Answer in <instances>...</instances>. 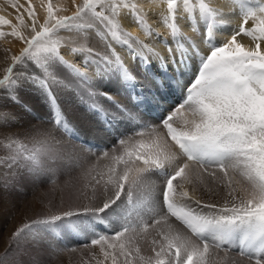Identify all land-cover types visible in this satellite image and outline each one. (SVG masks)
Here are the masks:
<instances>
[{"label": "snow or ice", "instance_id": "snow-or-ice-1", "mask_svg": "<svg viewBox=\"0 0 264 264\" xmlns=\"http://www.w3.org/2000/svg\"><path fill=\"white\" fill-rule=\"evenodd\" d=\"M164 3L166 10L150 15L135 0H83L72 15H59L65 9L41 0L40 18L29 0L23 12L12 5L16 23L0 15V38L20 45L0 77V193L21 178L48 182L52 191L87 181V203L24 223L0 264L61 228L90 237L82 246H99L100 264H218V251L220 264H239L233 251L248 264H264V0H240L238 12L211 0ZM161 14L164 37L148 26ZM186 19L193 28L196 21L205 25L198 41L186 35ZM234 22L230 33H218ZM134 27L142 35L133 36ZM173 82L178 103L150 122L155 118L141 106L164 102ZM105 83L130 90L131 100H118ZM25 89L49 108V127L19 125L15 110L31 109ZM66 91L96 118V150L88 155L62 135L76 139L58 103ZM145 192L152 223L125 215L115 231H94L95 222L123 213L125 204L135 207ZM156 226L145 257L136 237Z\"/></svg>", "mask_w": 264, "mask_h": 264}, {"label": "bare ground", "instance_id": "bare-ground-1", "mask_svg": "<svg viewBox=\"0 0 264 264\" xmlns=\"http://www.w3.org/2000/svg\"><path fill=\"white\" fill-rule=\"evenodd\" d=\"M135 2L139 4L140 10L142 13H148L151 15L153 13H159L161 11V9L166 10V4L164 3V0H135ZM211 2L213 3V5L215 7L220 8L221 10H223L225 12L228 11L229 6H231L236 12L239 11L240 0H211ZM37 3H38L37 5H40V6H37L36 13H37L38 17L42 18L44 15V11L41 7V0H38ZM52 3L54 5V7H59V8L65 9V11H62L59 14H61V15H72V13L75 11V5L76 4H82L83 0H56V2H52ZM19 9L21 12H23V7H19ZM180 11H183V9L181 8ZM16 14H17L16 11L11 9V8H9L8 10L4 9L3 7L0 8V15L5 16V18L11 20L13 23H16V20H15ZM184 15H185V17L187 16L186 13ZM25 19H27L26 14H25ZM163 19H164V17L161 14L158 16V18L155 22H153L152 20L148 21V26L151 27L152 29H154L155 31L159 32L162 37H164L166 35V33L169 31L167 29L166 25L163 23ZM236 22H238V17H237ZM236 22H234L231 26H227V25L218 26V29H217L218 33H230L231 29L233 27H235ZM246 27H247V25H246ZM5 28H7V27H5ZM204 28H205V25L199 21H196L195 28H193V21L187 20V19L185 20L184 31H185L186 35L188 37H190L193 41L199 40L200 31L203 30ZM6 30L8 32V29H6ZM128 30L131 31L133 36L142 35V33L138 30V28L134 27V28H131ZM216 40L222 42L223 41V35L218 34L216 36ZM243 40L246 42L249 40V38L244 37ZM0 41L4 45L6 44V45H9L11 47L12 54L18 53V50L20 47L18 42L11 43V41H10V43H8V39L6 41V39L4 40L3 38H1ZM2 43H1V45H2ZM10 47H8L9 50H10ZM202 47H206V45H204ZM160 50H161V52H164L163 48H161ZM128 62L130 63V58H128ZM9 63H10V61H9ZM140 75L141 76L143 75V69L140 70ZM189 75H190V73H189ZM104 86L110 91V93L112 95H116L118 100H122V101H130L131 100V91L130 90L125 91L117 83H111V84L105 83ZM117 93H119V95H117ZM25 95L27 96V98L29 99V101L31 103L30 105H31V110H32V113H31L32 117H34V120L39 122L38 127H44V128L49 127V123L47 122L48 121L47 114H49V108L47 107V105L43 102V100H41L39 98V96H37L35 93H32L28 89L25 92ZM180 96H181V93H180L179 89L177 88L175 82H173L172 91L167 94L166 100L164 102H161L159 105H153L148 109L141 106L139 111L145 112V115L149 118H155L156 119V120L150 121V122H158L161 115H167L168 114L169 105H171L173 107L174 105H176V102L178 103ZM58 103H59V106L63 109L67 119L71 122L72 126H75L74 127L75 132L73 133V135H75V137H76L75 140H71V141L67 140L68 134L62 132V135H64L66 138V143H72V144L79 145L80 147H82L84 149L85 155L89 154L88 153L89 148H92L95 151L96 145H97V139L92 134L91 129L96 126V118L90 112H88L85 109V107L76 98V95L71 91H66V92L60 93L58 95ZM103 103L105 104V106H107V101H103ZM133 103H134V101H133ZM19 111L21 112V114H25V112L23 110L21 111L19 109ZM26 124H32L31 120H29ZM121 131H123V129H121ZM80 135L82 137H79ZM95 159H96L95 155H92L91 160L95 161ZM67 191H68V187H62V188L58 189L57 197L60 199V201H63L64 199H66ZM137 197L138 198L136 199L135 208H136V210L137 209L139 210L140 215H141L140 216L141 219L143 220L144 223L152 222L148 218V212H147V208H146V199L148 197V193L145 192L143 194L138 195ZM125 213H122L121 210H117L116 212L111 213L109 215L108 219L111 220V222H113V223L109 226H102L101 224L97 223L95 225V229L99 232H102V231L106 232L108 230L112 231L115 226L120 225V224H117V225H115V224H116V222L121 223L123 217L125 215H127ZM134 216H135V214H134ZM159 227H161V226L152 227L149 230H147V232L141 231L140 234L136 237L138 244L141 246V249H143L142 254L145 257L152 255V253L150 255H148L150 251L147 252V249L152 248L151 241H152V238L156 235V232L159 231ZM74 235H75V232L72 229L61 228L59 230L60 239H64L66 243H67V241L70 242V241H75V240H80V241L82 240L84 242V241L88 240V238L85 235L81 236L79 238H74ZM157 239H158V237H157ZM229 256L238 260L239 264H248L247 260H243L240 257L236 256L235 251L230 252ZM214 258L218 262V264H220V262L223 261L224 252L223 251L215 252ZM95 260L97 261V263L100 264L101 260L99 259V257L95 258Z\"/></svg>", "mask_w": 264, "mask_h": 264}, {"label": "rangeland", "instance_id": "rangeland-1", "mask_svg": "<svg viewBox=\"0 0 264 264\" xmlns=\"http://www.w3.org/2000/svg\"><path fill=\"white\" fill-rule=\"evenodd\" d=\"M37 1L38 0H30L35 9L37 6H40L37 5ZM28 2L29 0H0V8L3 7L6 10L11 8L16 11L12 5L15 4L18 8L23 7L24 9L27 7ZM52 2H56V0H52ZM6 29L8 28H4L3 30L7 33ZM3 39H6V41L8 39V43H10V41L11 43H14L11 37H6ZM1 43L2 42L0 41V77H2L4 68L9 63L10 56L12 54L11 47L6 44L4 45L3 43L1 45ZM8 47H10V50ZM26 91L27 89L24 90V93ZM15 111L20 114L18 119L19 125L22 129H28L33 126L38 127L39 122L34 120V117H32L31 109L23 110L25 114H21L19 108H17ZM47 117L49 121V114H47ZM29 120H31L32 124H26ZM79 137L82 136L80 135ZM86 182L87 181L85 180L68 186L66 199L60 201V199L57 197L58 189L56 191H52L48 182H45L39 186H34L32 181L27 178L13 180L12 186L7 191L0 193V253H3L5 248L8 246L12 233L18 228L22 227L24 223L30 222L31 219L36 218L39 214H48L50 211L59 212L61 208H71L74 210L79 203H87L86 200H83L81 195V185L82 183ZM45 193L47 194L46 196H44ZM40 197H43V202H41V199H39ZM49 201H52L56 207L50 209L48 203ZM128 206L129 205L125 204L126 213H123L129 215L138 224L143 225L144 222L140 217L141 215L139 210H136L135 207ZM103 222H95V225L99 223L102 226H109L113 223L109 219ZM150 223L152 222H149V224ZM117 224L121 223L116 222L115 225ZM117 226L119 227L120 225ZM117 226H115L112 231H115L116 228H118ZM59 230L60 229H56L55 231L47 232L45 234L44 240L39 244L28 243L25 245L23 251L17 253L15 256L9 259V264H99L95 258L99 257L101 261L104 260L103 255L100 253L99 246H91L90 244L88 247L82 246L88 242L90 237H87L88 240L84 242L82 240H75L70 242L67 241L66 243L64 239H60ZM72 230L75 232L74 238H79L85 235L80 230ZM94 231L96 233H109L111 230L99 232L94 229ZM129 235H131V233H129ZM65 245L68 246V250H62ZM142 250L143 249H141V252ZM147 252H149L148 255L152 253L151 249H147Z\"/></svg>", "mask_w": 264, "mask_h": 264}]
</instances>
